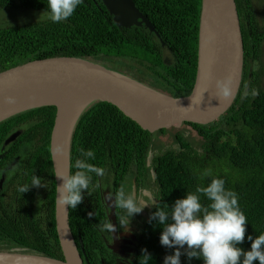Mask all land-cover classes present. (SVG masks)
<instances>
[{"label": "trees", "instance_id": "trees-1", "mask_svg": "<svg viewBox=\"0 0 264 264\" xmlns=\"http://www.w3.org/2000/svg\"><path fill=\"white\" fill-rule=\"evenodd\" d=\"M134 2L159 35L145 26L119 27L102 0H85L72 17L60 23L48 19L25 24L8 21L9 24L0 29V70L54 56L84 57L93 61L102 58L115 65V68L106 65L108 68L119 72L126 66L139 72H151L171 90L169 93L173 96L190 94L197 75L202 0ZM236 2L241 18L245 61L240 90L231 107L209 124L185 122L182 126L187 128L186 132L178 130L170 138L167 135L169 129L151 133L112 103H93L78 122L72 143L71 169L74 173L75 160L83 148L96 152V160L90 163L124 172L137 170L142 174L149 169L146 161L149 150H156L152 140L156 134H163L167 136V142L162 144V150L154 152L152 163L162 190L160 206L164 203L171 206L186 192L206 186L215 177L223 178L226 187L239 194L240 206L248 218L245 241L239 246L250 250L251 241L247 236L255 238L264 233V85L258 77V62L262 64L264 57V17L257 18L250 0ZM0 8L45 11L47 0H0ZM163 42L170 49L173 61L170 66L163 63ZM159 67L165 70L160 71ZM253 90L257 92L255 96L251 94ZM55 117L56 108L45 106L4 120L0 123V149L16 126L23 129L33 120L36 125H32L24 137L28 132H39L38 148L42 146L43 155L52 165L50 146ZM191 133L194 135L192 140L189 139ZM205 171H210L211 175L205 176ZM54 187L55 183L51 207L32 220L27 219L25 233L20 230L10 232L13 226L0 220V246L7 249L21 247L26 252L64 259L56 226ZM202 202L209 203L206 199ZM84 205L82 202L76 208L70 207V225L81 254L84 255L85 251L89 254L91 248L94 253L89 259L91 264H103L95 246L101 247L102 244L105 248L104 240L92 232L94 226L90 217L96 215V221H102L104 217L98 215L99 210L95 214L90 213ZM155 211L157 206L151 215ZM161 232L158 222L149 220L140 240L137 264L143 254L141 250L145 248L152 255L150 264H163L164 257L174 252V249L161 245ZM181 261L182 264H203L202 259L189 261L187 256H182ZM254 264H259V261Z\"/></svg>", "mask_w": 264, "mask_h": 264}, {"label": "water", "instance_id": "water-1", "mask_svg": "<svg viewBox=\"0 0 264 264\" xmlns=\"http://www.w3.org/2000/svg\"><path fill=\"white\" fill-rule=\"evenodd\" d=\"M102 1L117 26H145L159 35L133 0ZM198 47L194 87L190 94L179 97L88 58L56 56L15 66L0 72V123L27 110L56 108L50 150L58 185L61 181L57 174L71 173L76 128L93 103L114 104L151 133L180 127L185 122L209 124L219 119L234 103L243 79L245 51L236 0H202ZM225 78L233 81V94L227 98L218 95L216 90L217 80ZM8 96L15 97L14 104L6 102ZM18 136L13 133L6 139L2 150ZM69 212L70 207L59 203L56 193V226L64 259L14 247L0 249V264H85L70 225ZM109 219L116 228L114 205Z\"/></svg>", "mask_w": 264, "mask_h": 264}, {"label": "clouds", "instance_id": "clouds-1", "mask_svg": "<svg viewBox=\"0 0 264 264\" xmlns=\"http://www.w3.org/2000/svg\"><path fill=\"white\" fill-rule=\"evenodd\" d=\"M82 2L83 0H47L46 18L53 23L66 21L74 15ZM162 45L163 62L170 66L173 63L170 49L166 47L165 42ZM11 68H2L0 72ZM216 90L218 95L230 97L233 94V81L231 78L217 80ZM247 94L246 92L245 95ZM251 94L255 96L257 92L253 90ZM6 102L14 104L15 97H6ZM30 125H36L35 121L31 120ZM79 152L80 155L74 163L75 172L72 173L71 169L69 174L56 176L61 181L56 189L58 202L71 208H76L83 202L85 192L90 195L93 191V174L102 177L106 172L104 167L89 162L97 158L94 149L81 148ZM204 175L210 176L211 172L205 171ZM41 186L46 187L43 178L34 175L31 184L18 186V191L23 194L31 187ZM108 198L110 201L114 198V206L125 210L128 218L142 213L149 205L157 206V211L151 215L150 222L156 220L162 228L161 245L174 249L172 254L164 257L163 264H182V256H187L189 261L193 258L202 259L203 264H254L256 261L264 264V233L255 238L252 235L247 236L251 241L250 250L239 246L245 241L248 218L240 206L239 194L227 188L226 180L223 178L215 177L206 186H198L195 191L186 192L171 206L167 203L163 206L157 204L158 198L155 193L149 202L145 193L138 194L127 190L124 185H121L114 194H109ZM203 199L209 203H203ZM119 223L126 229L129 219L120 215ZM98 227L101 231L112 233L116 231L111 221H105ZM141 251L143 254L139 258V264H150L152 255L146 248Z\"/></svg>", "mask_w": 264, "mask_h": 264}, {"label": "flooded vegetation", "instance_id": "flooded-vegetation-1", "mask_svg": "<svg viewBox=\"0 0 264 264\" xmlns=\"http://www.w3.org/2000/svg\"><path fill=\"white\" fill-rule=\"evenodd\" d=\"M27 130H31L30 124H25L23 129L16 126L7 135L6 139L11 137L13 133H17L19 135L18 138L7 145L8 149L6 151L0 152V220L10 225V227L13 226V229L10 232H17L20 230L25 233L28 228L26 220H32L41 211H44V209H49L51 207V195L54 183V188L55 190L57 189L55 172L52 170L51 173L46 166V161L48 159L47 156L42 154L36 159L37 164H41L42 166L40 169L25 166V164L29 162L27 160L29 154H22L18 151L25 147V138L32 133V131L28 132L23 139ZM5 140L3 141L0 151L2 150ZM173 145L176 146V144ZM11 150H14V152L10 153ZM155 151L157 152V150H153L152 148L149 150V154L146 158L149 169L142 174L137 170L124 172L121 169H106L104 176H93L94 188L91 194L89 195L85 192L83 200V204H85L84 207L93 214L99 210L100 212L98 215L104 217L102 221H96V215L90 217L94 226L92 232H94L97 238H102L104 240L105 248L102 244L101 247L95 246L96 251L99 252L100 261L103 264H137L140 240L146 230L147 223L149 222L151 213L156 205L153 204L145 207L142 213L136 214L131 218L127 217L125 210L114 206L116 218V231L114 233L101 231L98 225L105 221H111L113 223V220L109 219V214H111L112 205H114V198L110 201L108 197L109 194H114L118 191L121 185H124L127 190L137 192L138 194L140 192L145 193L149 202L151 196L155 193L158 198L157 204L161 203V186L157 180L155 171L152 169ZM48 164H50V162ZM33 170H35L34 173ZM109 174L114 178L108 180L107 176H109ZM34 175L42 177L43 183L46 187H31L28 192L23 194L20 193L18 191V186L23 184L30 185ZM27 195L29 196L30 201H32L31 206L33 204L35 205L31 209H28L20 199H25ZM15 196H17L16 200H14ZM4 215L7 219L3 217ZM120 215H124L125 218L129 219V225L126 226V229L119 223ZM30 229L32 230V228ZM82 256L85 264H91L89 259L90 256H94L93 250L90 248L89 254L85 251Z\"/></svg>", "mask_w": 264, "mask_h": 264}, {"label": "rangeland", "instance_id": "rangeland-1", "mask_svg": "<svg viewBox=\"0 0 264 264\" xmlns=\"http://www.w3.org/2000/svg\"><path fill=\"white\" fill-rule=\"evenodd\" d=\"M251 1V8L253 11H255L254 13L257 15V18L262 19L264 17V0H250ZM46 18V11L44 10H38V9H29V8H21V9H4V8H0V29H3L4 27H6V24H9V22L11 21V23L14 24H25V23H37L39 21H44ZM9 21V22H8ZM167 57H169V55H167ZM96 60V59H95ZM97 63L102 64L103 66H108V67H114L115 65H111L110 63H112L111 61H104L102 58H99L97 61H95ZM164 63V62H163ZM106 66V67H107ZM160 71L165 70V68L163 67H159L158 68ZM120 72H122L125 75H128L130 77H136V79L141 80L140 82L154 88L157 90H160L162 92L168 93L171 92V90L169 88H167L163 83H161L158 78H156L154 75L151 74V72L148 71H144V72H139L137 69L133 70L132 68H130L129 66H126L125 68L119 69ZM258 70H259V79H261L263 85H264V57L262 60V64L261 62H258ZM135 79V78H133ZM165 89V91L163 90ZM28 126V125H27ZM173 128V127H172ZM169 128L168 130V137L170 136V138H173V135L177 133L178 130L182 131V132H186L185 130H187V128L185 126H180V127H176L174 129ZM32 129V127H31ZM155 139L152 140V142L155 143V148L156 150H162L163 149V145L164 143L167 142L166 138L167 136H164L163 134H156L155 135ZM25 138V137H24ZM23 138V139H24ZM40 133L39 132H32L28 137L25 138V147L18 151L21 152L22 154H26L28 155V163L25 164V166L27 167H32L34 169H40L42 166L41 164H37L36 159L38 157H40V155H42L44 153L42 146H39V142H40ZM190 140L194 139V135L191 133V138L189 137ZM175 143V142H173ZM177 144V143H175ZM8 149V146L5 147V149L1 150L0 152H4ZM50 161H46V166L49 168L50 172L52 173L53 170V163L48 164ZM48 164V165H47ZM135 171V170H134ZM35 172V170H33V173ZM114 177L112 175L109 174V176H107V179H113ZM17 199V196L14 197V200ZM21 201L23 202V204L28 208L31 209L33 208L35 205L33 204L31 206V202L29 196L27 195L25 197V199L20 198ZM5 219H7L5 217V215L3 216ZM41 223L44 225L45 222L44 220L41 219ZM0 249H4L2 251H6L8 250L7 247H2L0 246ZM97 252V251H96ZM97 255L99 256V252H97Z\"/></svg>", "mask_w": 264, "mask_h": 264}]
</instances>
